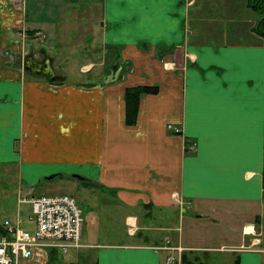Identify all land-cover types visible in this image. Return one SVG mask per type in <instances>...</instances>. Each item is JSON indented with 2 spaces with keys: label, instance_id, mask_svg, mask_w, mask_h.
Segmentation results:
<instances>
[{
  "label": "crops",
  "instance_id": "obj_1",
  "mask_svg": "<svg viewBox=\"0 0 264 264\" xmlns=\"http://www.w3.org/2000/svg\"><path fill=\"white\" fill-rule=\"evenodd\" d=\"M257 17L251 0H0V163L20 190L74 174L87 190L83 246L65 257L37 249L20 264H175L157 248L167 239L195 262L203 251V264H264ZM79 44L96 55L83 80L26 68L31 55L59 71L58 54ZM154 85L127 124L126 89ZM190 208L212 223L190 219L187 234ZM199 225L210 240L198 245Z\"/></svg>",
  "mask_w": 264,
  "mask_h": 264
},
{
  "label": "built area",
  "instance_id": "obj_2",
  "mask_svg": "<svg viewBox=\"0 0 264 264\" xmlns=\"http://www.w3.org/2000/svg\"><path fill=\"white\" fill-rule=\"evenodd\" d=\"M169 128H172L171 125ZM20 202L30 205L28 222L34 226L23 227L19 217L16 220L8 218L2 222L0 264H20L41 248L57 249L66 255L70 249L83 246V209L75 197L68 194L35 195L30 192ZM157 248L172 252L167 261L175 264L182 263L183 253L187 250L182 245L174 246L169 239Z\"/></svg>",
  "mask_w": 264,
  "mask_h": 264
},
{
  "label": "rangeland",
  "instance_id": "obj_3",
  "mask_svg": "<svg viewBox=\"0 0 264 264\" xmlns=\"http://www.w3.org/2000/svg\"><path fill=\"white\" fill-rule=\"evenodd\" d=\"M209 1L211 2L214 0H209ZM90 17H91V15L89 16V19H90ZM64 19H67V18L55 19L54 23H53L54 26H56V28H59L58 25L61 24ZM258 19H259V17H257V21H258ZM92 23L96 24L95 26H92L94 28L92 34H93V36L96 37V41H99L101 38V35H102V34H99V31H100V29L98 27L99 22L96 20V21H92ZM38 34H39L38 37L39 36L43 37L42 33H38ZM73 35H75V34H73ZM44 36L46 37L47 34L45 33ZM62 36L63 35H61L60 37H62ZM85 38H87V35L85 36ZM25 42H26V40H25ZM34 42L37 43L39 41L36 39ZM93 45H96V43H93ZM79 46H80V44L72 47L75 50L78 49L75 52H73L71 50H64L61 53V55L57 53V51L59 49L56 50V53L58 54V62L57 63L59 64L58 65V68H59L58 72H61L62 74H64L71 81L83 80L84 77L82 76L83 73L81 71V68L86 63L94 60L95 56H96L94 52L93 53L91 52L90 57H88L87 56L88 53L84 52L82 49H79ZM31 60H32V56H31ZM36 61H38V60H36ZM99 66H100V63L97 65H94L92 67L93 71L96 74H100V72L103 70V66L101 67V69H98ZM26 68H27V64H26ZM34 68H38L37 64L34 66ZM30 71H32V70H30ZM33 72H37V70H33ZM37 73H39V72H37ZM13 165L18 166L16 164H13ZM5 166H6L5 164L0 163V221L5 220V218H7V217L11 218V216H13L14 214L17 213V208L19 206V210L21 212V219L23 221L22 226L26 227V228H31L34 226L33 223L31 225V223L28 222L30 210H31L29 205H27V204L19 205V203H18V200L20 202L21 198L27 196L26 195V191H27L26 187L32 188L34 193L38 194V195H41V194H68V195H71V196L75 197V199L80 204L81 208L82 209L84 208L82 202H84L83 200H86L85 193L87 190L85 191V189H84V187L86 185L83 183L82 179L74 178V177L54 178V179H49V180L44 179L41 183L34 184V186H29V185L24 184L26 187L24 186V190H20L19 189V186H20L19 178L16 174V171L9 169V168H5ZM46 186H49V187L47 188ZM89 194H91V193H89ZM97 195L102 196L100 194V192L97 193V190H94V196H97ZM87 205H86L85 209L87 208ZM193 211L194 210L192 208H190L186 213V217H187L186 221L188 219V222H185L187 234H193L195 232L194 226L189 225L190 219H194V220L197 219V220H200L204 223H212V220H213L212 219L213 215H210L209 217H206V218L205 217L195 218L196 216H194L195 214L193 213ZM84 221H85V219H84ZM85 225L86 224L84 223L83 227H85ZM202 228H203V231L206 230L204 227H202ZM220 228L224 230L226 228V224H222V226ZM199 229H200L199 238L195 239L194 241L195 242L198 241L200 244H202V242L204 243V241L206 242V241L210 240V238H207L206 235L205 236L201 235L202 230H201L200 225H199ZM211 241L213 243H215V242L218 243V242H220V239H213ZM198 242H197V244H198ZM176 245H181V244H174V246H176ZM182 247L184 249H186L185 246H182ZM195 253L200 257V260L203 262L204 261V252L203 251H195ZM224 254L230 255L228 253H224ZM67 255H62L60 253V257L61 256L65 257Z\"/></svg>",
  "mask_w": 264,
  "mask_h": 264
},
{
  "label": "trees",
  "instance_id": "obj_4",
  "mask_svg": "<svg viewBox=\"0 0 264 264\" xmlns=\"http://www.w3.org/2000/svg\"><path fill=\"white\" fill-rule=\"evenodd\" d=\"M251 7L259 13V19L253 27V31L264 38V0H251ZM159 86H134L126 89V118L127 124L136 123L140 99L144 94H156ZM2 230V229H0ZM182 264H203L195 262L188 253L184 251Z\"/></svg>",
  "mask_w": 264,
  "mask_h": 264
},
{
  "label": "flooded vegetation",
  "instance_id": "obj_5",
  "mask_svg": "<svg viewBox=\"0 0 264 264\" xmlns=\"http://www.w3.org/2000/svg\"><path fill=\"white\" fill-rule=\"evenodd\" d=\"M48 59H40L38 61H32L31 56L27 57L26 64L28 70H37V72H41L47 76V78L52 82H60L64 79V74L58 72L55 67H52V64L48 63ZM37 64L38 68H34ZM53 69V70H52Z\"/></svg>",
  "mask_w": 264,
  "mask_h": 264
},
{
  "label": "water",
  "instance_id": "obj_6",
  "mask_svg": "<svg viewBox=\"0 0 264 264\" xmlns=\"http://www.w3.org/2000/svg\"><path fill=\"white\" fill-rule=\"evenodd\" d=\"M74 176L78 177V178H82V177H80L79 175H76V174H74ZM47 178H49V179L54 178V175L48 176Z\"/></svg>",
  "mask_w": 264,
  "mask_h": 264
}]
</instances>
